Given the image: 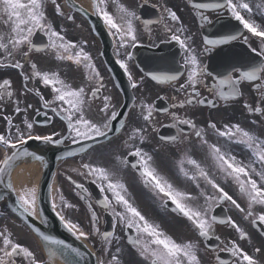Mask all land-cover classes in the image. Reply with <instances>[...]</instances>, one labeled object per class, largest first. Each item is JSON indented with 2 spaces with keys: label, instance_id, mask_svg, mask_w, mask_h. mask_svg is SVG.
<instances>
[{
  "label": "snow or ice",
  "instance_id": "6c2138e0",
  "mask_svg": "<svg viewBox=\"0 0 264 264\" xmlns=\"http://www.w3.org/2000/svg\"><path fill=\"white\" fill-rule=\"evenodd\" d=\"M115 2V0H114ZM51 3L55 6V12L64 15L61 6L57 0H0V68L20 69V75L24 81V89L26 92L35 91L43 103L44 108H50L51 111L60 116L62 120L66 121L68 136L53 140L51 135H36L33 136L31 131L33 129V122H29L27 118L22 122L26 131H22L20 126H15V136L11 134H0V147L5 149V155L0 160V183H3V178L8 177L6 188L16 193L14 211H18L22 217H39V189L37 185H21L19 189L14 187L11 180V173L14 165L22 157L33 156L36 160L43 161L42 156L35 153H29L27 148L23 147L29 140H41L45 143L61 144L65 139H70L72 144H79L81 141L96 140L97 138H106L112 132V122L116 121L122 113L116 110L117 106L113 103L111 95L102 96V107H99V112L102 114L99 121L89 119L85 115V107L89 105V101L98 98L101 90L104 88L103 76L97 69L93 58L89 52L85 51L83 45L87 41L77 44L73 41L66 40L65 36L57 31L51 23L48 22L46 9ZM108 0H94L93 15L101 18L106 25L109 34L114 38L117 44L116 63L128 75L130 87L136 89L139 85L134 80L129 65L125 59H121L119 49L136 47L139 42L137 36L136 21H140L141 17L137 15L135 10L126 8L123 4H117L118 11L121 13L119 20L107 10ZM188 3L196 10L197 15L203 21H208V17L203 14L202 9H215L218 11L226 10L228 14L242 25L243 29L247 30L252 37L259 41V48L252 47L249 44V36L237 31L235 34H230L219 39H211L204 37L205 48L204 51H210L207 46L226 45L231 41H237L241 37L245 44H249L251 52L256 54L258 63L248 67H232V70L226 74L212 77V74L201 65L198 60L196 49L192 48L189 41L192 40L190 36L181 34L186 31L183 25L172 27L165 22V14L172 22L180 21L177 12L171 8L163 7L160 19L155 23L163 24L164 29L171 33V40L177 41L180 47L185 51V67L187 69V79L185 83L180 84L178 91L185 93V98L179 100L178 103L172 105L173 108H184L185 105L207 104L211 107H216L214 99H204L201 97V92L198 86L208 88L205 77H211L214 83L209 88V91L214 94L216 99L222 100L225 103L235 101L237 98L243 96L241 92V85L243 82H252V86L259 94L258 101L253 102L243 101V108L248 113H258L264 117V25L256 23V21L245 18L242 13H252L253 8L244 0H219L214 3H194V0H188ZM258 9L264 10V5L258 4ZM69 20L72 16L67 17ZM210 22V21H209ZM153 23L152 21L144 20L143 24L147 27ZM6 26V28L4 27ZM150 32L151 29L147 28ZM38 33H43L48 38V42L43 45H37L34 42V36ZM118 38V39H117ZM35 52H49L55 56L59 61H73L76 65H83L86 70V81L96 86L92 87L90 94L86 91V86L72 87V85L61 79L56 71H40L37 64L31 62L30 53ZM127 59H132V53L127 52ZM17 56L21 59H17ZM30 63L31 74L24 72L25 64ZM152 79L160 82L177 81L180 78L179 73L176 74H149ZM39 78V81L47 86H51L53 97L51 100L45 99L44 95L38 88H28V82ZM143 81V77H141ZM262 81V82H258ZM12 81L8 78L2 79L0 82V102L4 100H11L16 93L12 89ZM191 91H188V90ZM175 99V98H173ZM59 101L60 106L52 107L54 102ZM19 99L16 100L14 111L20 113L26 112L27 105L21 109ZM141 116L147 123L152 122L153 114L156 111L154 104L141 103ZM163 111H167L164 109ZM47 115V113H45ZM173 124L171 127L177 128V135L161 136L162 141L176 143L181 140V134L184 132L182 125L191 128L195 136L200 140L202 145H206L208 153L214 162V167L221 173L225 179L231 180L238 186L239 193L245 198L247 209L241 208L237 200L221 187L219 183L213 179L209 172L190 155L185 153L177 162L179 173L187 179L197 182L196 187L200 188L199 180H203L206 186H210L213 190L209 194L205 189L201 188L198 196H193L190 193L177 189L165 176H163L157 167L154 166V158L148 152L144 151L142 147H135L129 156L136 157L131 168L137 169L139 178L144 187L155 192L157 196L167 204L171 201L174 206L172 211L178 213L180 216L186 218L191 227L198 233V237L209 239L214 232V225L218 221V217L211 215L209 212L217 204L230 203L241 212H246L245 218H251V223L261 228L264 233V211L256 214L253 211L254 206L264 208V139L254 134L250 130H245L239 123L224 124L223 129L218 128L216 123H209L208 128L214 130L219 137L227 138L229 142L235 145H243L251 152L250 163L244 164L238 161L236 156L231 155L230 152H224L217 144H209L205 138V128H198L192 119L180 118L175 112L171 113ZM7 121L8 128L11 130L14 125L10 116L4 117ZM256 121H253L255 124ZM120 126H125V121L120 120ZM59 135V134H55ZM138 138L141 144L146 140L141 127H136L132 130V135L129 139ZM184 139H188L185 135ZM83 151V149H80ZM10 153V154H9ZM73 152H67L65 155H73ZM117 160H120L117 157ZM125 166H128V160H121ZM185 164L192 166L194 171L190 174L186 169ZM258 165V167H257ZM84 171L80 175L87 178H92L99 182L100 191L102 193H111V198L104 195L103 199L98 200L97 203L102 205L106 210L112 212L114 221L122 224L126 229H135L136 236H129V244L132 245L138 256L143 258L147 264H202L200 256V248L197 241H182L177 242L172 236L166 234L159 224L150 222L141 213L134 203L128 198V189L125 183L116 177V174L109 171L107 168L94 165L93 163H82L80 166ZM76 171V169H73ZM257 177V178H254ZM76 189L87 192L83 184L76 183L72 177H67ZM58 191V190H57ZM49 196L51 198V208L59 217L61 223L65 228L72 233L77 239H87L89 232L70 219H66L65 215L58 211L61 205L64 208L73 207L65 197L59 195V204L57 203L56 195H53V189L50 187ZM200 197L204 199V206L194 205L193 201H197ZM83 198V197H82ZM0 199H3L0 196ZM122 210L117 211V208ZM91 213V231L100 237L103 245L102 251H108L113 245L114 241H119V237L115 235V231L100 232L96 227L98 220L95 210L92 209L91 203L88 205ZM221 224H229L239 234L241 240L245 239L247 233L236 224L231 217L226 219H219ZM115 228V225H114ZM35 231L43 238L49 245H63V248L57 250L49 247V253L53 258L57 255L65 257L66 264H76L75 261L68 260V250L75 253L77 256L81 255L80 250L72 248L71 245H64L62 240H58L51 235H47L35 228ZM219 240L220 237L216 236ZM121 248H116V254H111L107 261L99 260L98 264H121V259L118 254L121 253ZM207 251V250H205ZM212 251H216L212 249ZM220 251L230 253L232 260L225 261L219 255H216V264H259L258 260L245 251L236 240H230ZM255 251L260 252L259 248ZM17 258H21V264H43L35 253L29 247L22 245L13 238V233L6 227L0 229V264H17Z\"/></svg>",
  "mask_w": 264,
  "mask_h": 264
},
{
  "label": "flooded vegetation",
  "instance_id": "af4514ba",
  "mask_svg": "<svg viewBox=\"0 0 264 264\" xmlns=\"http://www.w3.org/2000/svg\"><path fill=\"white\" fill-rule=\"evenodd\" d=\"M136 4L137 5H141V4L153 5L157 9L159 16L161 15L162 6L167 7V8H171L172 10L176 11L177 15L180 17V21H178V23H180V25H183V27L186 29V31L184 32L185 35L190 36L192 38H194L196 33H197L196 27L201 28V26L204 25V23H205V21L201 20L200 17L197 15V12L195 9H193L189 4L184 5L183 2H180L179 0H136ZM195 14L198 17V19H194ZM203 14L206 16L205 13H203ZM165 22H167L173 28L175 27L174 26L175 22L170 21V18H167L166 14H165ZM56 27L58 30H60V31L62 30V29H60L59 24H57ZM176 27H178V26H176ZM147 28H150L151 31L149 32L147 30ZM145 29H146L150 38H154V37H156L162 33L167 32L164 29L163 24H158L157 26L145 27ZM73 41L75 42L76 38H74ZM0 55H1V53H0ZM120 57L122 59H124V54L120 53ZM17 58H18V56H17ZM92 58H93V62L95 63L97 69L100 71L101 75L104 78L103 83H104V87H105L108 84V77H107L106 73L102 70L101 65L99 64L98 59H97L95 54L92 55ZM198 60L200 61L199 57H198ZM21 62L24 63L23 60H21ZM31 62H33V61L31 60ZM81 71L86 72L83 65H76L73 61H67V60L61 61L60 73H61V75H63L65 80H69V81H72L73 83H75L79 79ZM20 72H21L20 69L0 68V82H2V79H4V78L10 79L12 81V85H11L12 89L16 93V95H14L11 100L6 99V100L0 102V133L5 128L6 120L4 119V117H6V116H10L12 118L14 126L15 125H24L22 122L25 120V118H27V120L29 122H33L34 115L38 111H49V110H51L50 108H44L43 107V103H42V101H40V98H39V96L36 95L35 91H32V92H26L25 91L24 81L22 79V76L20 75ZM24 72L26 74H29V75L31 74L30 63L25 64ZM204 79L206 80V78H204ZM206 83L209 86L208 88H205L203 86H198L199 90L201 92V97L204 95H211V96L214 95L213 93H211L209 91V88L211 87L212 83L210 81H207V80H206ZM27 86H28V88H38L40 90V92L44 95L45 99H49V94L47 93V91L43 87L42 83L39 81V78H37L35 80H30L28 82ZM94 86H96V85H94ZM188 91H191V90L189 89ZM173 98H175V99H173ZM184 98H185L184 92L180 93L177 91V92H173L170 94V102L172 105L174 103H178L179 100H182ZM17 99H19V101H20L19 106L21 107V109H24L27 105H31V107L27 108L26 112L22 111L20 113H16L14 111V108L16 106V100ZM249 100H251V98H249ZM91 102L97 104L96 100H91ZM192 110H193V106H190V105H185V107L182 109L178 108V107L177 108L172 107L171 111L165 117L161 118V122L168 123V124L172 125L173 120H172L171 113L175 112L177 114V116L182 118V119L183 118L192 119L196 123L198 128H204L205 125H208L210 123L209 122L210 117L208 115L195 116V115H193ZM224 124H225V116L221 120V122H219L218 128H223ZM260 126H263V125H260ZM8 131H9V134L15 136L14 127L11 130H9V128H8ZM185 135L188 137V139H184ZM205 138L208 140L209 144H215L214 142H211L209 133L206 131H205ZM262 139H264V138H262ZM146 141L149 143H157L155 138L151 137L150 135L146 136ZM123 142L129 146V140L127 138H125ZM225 142L226 141H225L224 137H219L217 135L216 144L224 152H225ZM242 148H246V147H242ZM152 150L154 152H156L158 150H165V148H162L158 145H155L152 148ZM171 150H172V152H173L172 154L174 155V158L177 162L185 153H187L192 158L196 159L201 164V166L204 167L205 170H207L209 172L210 176L219 177L220 175H222L214 167V162L208 153L207 146L201 144L200 140L195 136V133L191 128H189L188 133H182L181 134V140L174 143ZM235 154L240 158L242 156L241 153H235ZM2 158H3V154L0 151V160H2ZM185 167L187 170H194L192 168V166H190V165L185 164ZM198 182L200 183V186L203 189H205V191L210 193V191L203 185V181L199 180ZM196 183L197 182H194L195 185H196ZM245 209H247V206H245ZM250 225H251V219H250ZM245 232L247 233L246 238L243 240H241L239 238L238 243L240 244V246L245 251H247L255 259H257L259 263L264 264V238H262L256 232V230L253 229V227H252L251 232H247V231H245ZM13 238L17 242L21 243L24 246L29 247L30 249L35 248L34 241L29 236V234H27L25 232L20 233L19 235L13 233ZM224 246L225 245H223V247ZM256 248H259L260 252L257 253L255 251ZM216 255H217V251L207 250L206 260H205L204 264H216V262H215ZM231 260H232V257L230 258V261ZM17 264H21V258H17Z\"/></svg>",
  "mask_w": 264,
  "mask_h": 264
},
{
  "label": "rangeland",
  "instance_id": "374dc122",
  "mask_svg": "<svg viewBox=\"0 0 264 264\" xmlns=\"http://www.w3.org/2000/svg\"><path fill=\"white\" fill-rule=\"evenodd\" d=\"M62 168L64 170L60 171L57 175V178L59 177V187H60L58 193L56 194L57 203L59 204V195L62 194L65 197V199L71 205H73V207L64 208L61 205V207H58L57 210L61 211V213L65 212L68 219L72 220L75 223H78L83 228V230H85L87 227V217L84 207L80 203L79 198L76 197L74 193V187L66 179L61 178V177H65V175L67 174V172L65 171L66 167L63 166Z\"/></svg>",
  "mask_w": 264,
  "mask_h": 264
},
{
  "label": "bare ground",
  "instance_id": "6f19581e",
  "mask_svg": "<svg viewBox=\"0 0 264 264\" xmlns=\"http://www.w3.org/2000/svg\"><path fill=\"white\" fill-rule=\"evenodd\" d=\"M79 2H84L85 3V0H77ZM41 164H37V163H34L30 166V171H31V177L33 179V183L32 185H35L37 179L39 178L40 174H41ZM21 180L24 181L26 180L27 178L25 176H20ZM52 189H53V195L55 193V187H56V183H55V178L53 179L52 181Z\"/></svg>",
  "mask_w": 264,
  "mask_h": 264
}]
</instances>
